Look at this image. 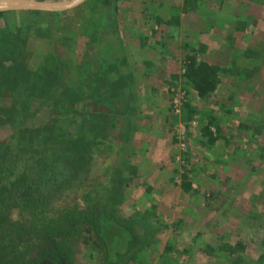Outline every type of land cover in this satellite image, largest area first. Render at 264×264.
Wrapping results in <instances>:
<instances>
[{"label":"rangeland","instance_id":"rangeland-1","mask_svg":"<svg viewBox=\"0 0 264 264\" xmlns=\"http://www.w3.org/2000/svg\"><path fill=\"white\" fill-rule=\"evenodd\" d=\"M105 1L0 14V142L42 147L48 124L76 137L74 181L49 201L130 224L118 264H264V0H181V16L172 0ZM189 54L218 66L212 98L185 78ZM84 226L62 264H106ZM29 235L14 263L47 244Z\"/></svg>","mask_w":264,"mask_h":264},{"label":"trees","instance_id":"trees-1","mask_svg":"<svg viewBox=\"0 0 264 264\" xmlns=\"http://www.w3.org/2000/svg\"><path fill=\"white\" fill-rule=\"evenodd\" d=\"M203 4L208 10L206 3ZM238 28L245 29V24ZM187 58L185 78L189 79L200 97L212 98L220 83L218 66L200 60L196 54H189ZM111 103L114 104L115 99ZM214 119L211 117L202 126L210 144L217 140L211 130ZM217 130H220L218 125ZM65 131L55 124L44 126L42 147L29 150L19 145L15 146L18 149L15 152L9 143L0 142V264H62L64 259L73 257L70 235L76 231V226L82 224H85L86 231L95 234L104 243L106 264H118L138 243L133 227L106 210L81 209L74 204L60 208L51 205L50 195L74 181L75 164L78 155L81 156L80 149L74 145L76 137L69 134V137L61 138V132ZM183 187L186 192L190 191L192 183L187 181ZM215 195L219 193L212 192L209 197ZM14 208L22 210V219L18 222L10 218ZM26 224H33L36 228L30 230ZM28 234L39 236L47 244L35 254L17 259L14 263L17 257L9 250L19 237ZM234 249L229 252L234 253Z\"/></svg>","mask_w":264,"mask_h":264},{"label":"water","instance_id":"water-1","mask_svg":"<svg viewBox=\"0 0 264 264\" xmlns=\"http://www.w3.org/2000/svg\"><path fill=\"white\" fill-rule=\"evenodd\" d=\"M86 0L39 1V0H0V12L16 10H37L60 12L73 9Z\"/></svg>","mask_w":264,"mask_h":264},{"label":"crops","instance_id":"crops-1","mask_svg":"<svg viewBox=\"0 0 264 264\" xmlns=\"http://www.w3.org/2000/svg\"><path fill=\"white\" fill-rule=\"evenodd\" d=\"M111 1H113V4H115L114 3V0H111ZM169 0H167V2H168ZM172 1H175V3H173V5L172 6H176L175 7V10H174V12H172V13H176V12H179L178 14L181 16V14H183V12H184V10L185 11H187V10H189V9H187L184 5L185 4H182V1L181 0H172ZM185 3H186V0L184 1ZM149 3H150V1H149ZM150 4H152V3H150ZM202 4H203V2H202ZM202 4L200 5L197 1H196V4L194 5V6H192L191 7V9L192 10H194V12L195 11H203V9L201 8L202 7ZM169 5H171V3H168V6ZM166 7V6H165ZM182 8V9H181ZM184 9V10H183ZM166 10V9H165ZM188 12V11H187ZM166 13V12H165ZM204 17H206L205 15H203ZM216 191H213V193H215ZM217 193H221V192H217ZM216 196V195H215ZM225 197V196H224ZM225 202H226V197H225ZM221 206H218V207H215V208H213V211H216V210H218L219 208H220Z\"/></svg>","mask_w":264,"mask_h":264}]
</instances>
